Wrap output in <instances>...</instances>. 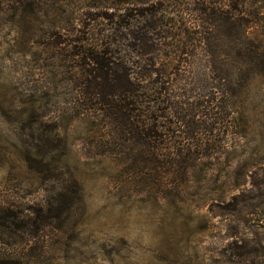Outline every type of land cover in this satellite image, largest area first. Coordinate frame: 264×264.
<instances>
[{"label": "rangeland", "instance_id": "1", "mask_svg": "<svg viewBox=\"0 0 264 264\" xmlns=\"http://www.w3.org/2000/svg\"><path fill=\"white\" fill-rule=\"evenodd\" d=\"M153 1L0 0V264H264V184L252 187L264 181L261 70L237 86L232 152L201 161L169 196L130 176L116 128L78 100L82 69L62 39L87 10ZM262 10L250 32L264 40ZM207 57L185 65L192 96Z\"/></svg>", "mask_w": 264, "mask_h": 264}, {"label": "trees", "instance_id": "2", "mask_svg": "<svg viewBox=\"0 0 264 264\" xmlns=\"http://www.w3.org/2000/svg\"><path fill=\"white\" fill-rule=\"evenodd\" d=\"M259 2L156 0L142 7L87 10L77 33L62 39L70 49L59 52H70L82 69L75 77L78 100L116 128V159L137 183L163 186L166 196L175 195L167 188L186 186L201 161L232 152L237 86L258 70L264 80V40L250 32L263 15ZM165 32L178 40L161 42ZM201 53L208 56V77L198 78L199 92L192 96L188 91L194 87L186 88L191 82L183 74ZM229 57L238 62L233 80Z\"/></svg>", "mask_w": 264, "mask_h": 264}]
</instances>
